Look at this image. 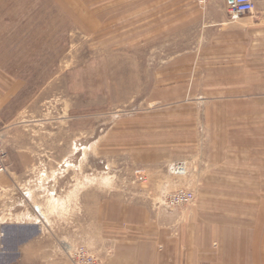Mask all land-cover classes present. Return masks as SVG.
<instances>
[{
    "label": "rangeland",
    "instance_id": "rangeland-1",
    "mask_svg": "<svg viewBox=\"0 0 264 264\" xmlns=\"http://www.w3.org/2000/svg\"><path fill=\"white\" fill-rule=\"evenodd\" d=\"M193 2L0 0V264L41 228L70 264H103L113 245L94 221L112 199L120 242L165 235L199 248L185 264H264V139L215 118ZM179 190L192 197L172 204Z\"/></svg>",
    "mask_w": 264,
    "mask_h": 264
},
{
    "label": "crops",
    "instance_id": "crops-1",
    "mask_svg": "<svg viewBox=\"0 0 264 264\" xmlns=\"http://www.w3.org/2000/svg\"><path fill=\"white\" fill-rule=\"evenodd\" d=\"M193 1L190 13L193 74L206 75V90L217 93L213 104L223 109V115L217 114L215 118L223 123L225 133L231 125V132L240 133V139H264V0H254L251 11L234 17L229 12L231 0H206L203 5ZM128 208L125 216L133 221V229H142L139 234L146 235V227L135 226L137 222L145 223L146 212L141 213L142 208L136 204ZM120 218L118 202L113 199L100 202L94 221L96 235L110 238L113 245L103 264H185L202 256L197 246L187 249L173 242L167 244L165 235V243L158 245L145 243V236L120 242L116 235ZM102 231H106L104 235ZM45 234L41 228L21 244L20 264H70L62 258L55 242L48 241L50 234Z\"/></svg>",
    "mask_w": 264,
    "mask_h": 264
},
{
    "label": "built area",
    "instance_id": "built-area-1",
    "mask_svg": "<svg viewBox=\"0 0 264 264\" xmlns=\"http://www.w3.org/2000/svg\"><path fill=\"white\" fill-rule=\"evenodd\" d=\"M197 3L203 5L206 0H195ZM254 8V0H231L229 2V12L232 17L238 15L242 12L251 11ZM2 146H3V137L0 133V172L5 169V166L3 164V153H2ZM192 197V193L190 191H183L179 190L176 193L173 194V197L171 198L170 202L172 204L174 203H182L187 200H189ZM84 257L82 260L76 259V264H96L97 259L92 255L88 253H84Z\"/></svg>",
    "mask_w": 264,
    "mask_h": 264
}]
</instances>
